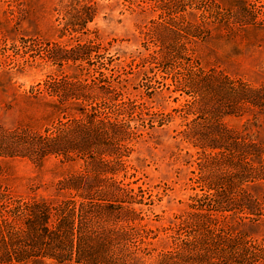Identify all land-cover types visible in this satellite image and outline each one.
Listing matches in <instances>:
<instances>
[{
	"label": "rangeland",
	"instance_id": "rangeland-1",
	"mask_svg": "<svg viewBox=\"0 0 264 264\" xmlns=\"http://www.w3.org/2000/svg\"><path fill=\"white\" fill-rule=\"evenodd\" d=\"M93 1V20L79 32L61 34L67 1L0 0V124L28 126L40 133L52 129L57 116L43 114L41 99L47 96L34 92L60 74L92 85L86 90L88 108L102 111L103 102L114 106L113 110L122 106L118 120L124 123L126 140L114 178L131 192L119 205L123 220L118 224L126 227L119 247L127 255V264H187L184 241H189L200 222L199 214L207 213L206 196L213 191L198 180L200 150L183 135L197 116L186 108L191 98L176 86L175 69L165 67L180 64L183 69L190 57L191 64L204 71L214 69L256 86L264 84V27H225L226 22L210 17L204 0H178L172 6L163 4L168 0ZM213 1L231 10L244 0ZM169 16L184 27L203 25L204 32L191 31L195 36L188 35L184 41L176 37L187 51L179 49L162 67L156 58L159 48L173 37L164 27ZM78 44L88 48L77 49ZM52 53L77 60L55 64ZM219 120L227 129L248 133L264 146V112L221 115ZM60 160L49 156L35 164L25 158L1 159L2 184L14 199H66L69 192L58 190L57 184L81 171L83 161ZM245 190L264 200V181L249 183ZM215 214L228 216L219 220L248 242L264 240V208L259 216ZM175 254L180 258H173Z\"/></svg>",
	"mask_w": 264,
	"mask_h": 264
},
{
	"label": "trees",
	"instance_id": "trees-1",
	"mask_svg": "<svg viewBox=\"0 0 264 264\" xmlns=\"http://www.w3.org/2000/svg\"><path fill=\"white\" fill-rule=\"evenodd\" d=\"M65 1L68 4L60 32H79L93 20L95 2ZM177 1L163 4L172 6ZM204 1L210 17L226 22L225 27H264V0H244L231 10L213 0ZM164 22L173 37L158 50L156 61L162 67L179 49L187 51L176 37L184 41L188 35L195 36L191 31L204 32L203 25L189 23L184 27L176 17L169 16ZM87 48L86 44L77 45V49ZM52 55L55 64L77 60ZM186 58L183 69L180 64L165 69H175L172 77L176 86L191 98L186 108L197 116L183 135L200 150L198 180L213 192L206 196L207 213L199 214L200 222L191 238L183 242L188 254L183 259L187 264H257L258 260L264 264V240L248 242L243 234L219 220L228 216H212L223 212L259 216L264 208V200L253 198L245 190L249 183L264 181V146L248 133L227 129L219 120L221 115L264 112V84L256 86L214 69L204 71ZM91 87L68 75L51 76L34 93L47 96L41 99L43 114L57 116L52 129L40 133L28 126L0 124V264H127V255L119 247L126 227L118 223L123 220L121 199L131 190L114 178L126 140L124 123L118 120L123 110L122 106L113 110L108 102L101 103L105 106L102 111L88 108L86 90ZM49 156L61 157V163L83 161L81 171L57 184L58 190L68 191L70 196L61 200L14 199L2 184L1 159L25 158L42 164ZM75 196L80 200H74ZM172 257L180 258L176 254Z\"/></svg>",
	"mask_w": 264,
	"mask_h": 264
}]
</instances>
